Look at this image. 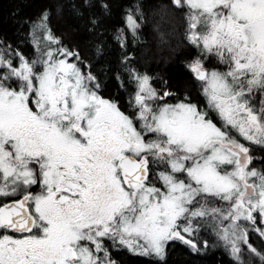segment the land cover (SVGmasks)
Returning <instances> with one entry per match:
<instances>
[{
  "label": "snow or ice",
  "instance_id": "1",
  "mask_svg": "<svg viewBox=\"0 0 264 264\" xmlns=\"http://www.w3.org/2000/svg\"><path fill=\"white\" fill-rule=\"evenodd\" d=\"M0 264H264V0H0Z\"/></svg>",
  "mask_w": 264,
  "mask_h": 264
}]
</instances>
